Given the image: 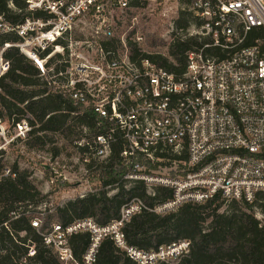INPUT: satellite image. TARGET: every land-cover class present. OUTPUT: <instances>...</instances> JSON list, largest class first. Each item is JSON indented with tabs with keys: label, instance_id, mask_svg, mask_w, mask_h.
Masks as SVG:
<instances>
[{
	"label": "built area",
	"instance_id": "2783aa9c",
	"mask_svg": "<svg viewBox=\"0 0 264 264\" xmlns=\"http://www.w3.org/2000/svg\"><path fill=\"white\" fill-rule=\"evenodd\" d=\"M160 1L6 0L10 11L25 15L17 23L0 7V38L16 33L21 39L0 47V77L9 68L4 50L18 47L41 76L49 75L51 84H57L53 92L79 107L74 115L86 110L94 114L99 132L89 137L83 127L77 142L88 146L81 152L86 163L90 156L104 161L122 138L121 166L130 167L124 178L144 181L152 195L158 185L174 191L172 198L153 207L132 198L105 226L93 218L63 225L48 219L56 209L48 201L28 205L31 226L61 264H94L107 237L137 264H173L189 254L190 240L144 251L127 244L126 223L145 210L166 214L217 197L224 202L222 209L233 201L252 204L264 192V37L251 36L256 28L264 30V0H175L176 13L180 11L179 18L186 14L187 25H174L170 44L208 39L186 52L182 73L159 65L152 56L161 54L144 48L152 39L140 29ZM10 176H16L11 168H0V182ZM3 227L10 230L0 196L1 255ZM80 232L90 234L81 261L69 243ZM16 242L26 247L18 263L31 264L35 243L30 238Z\"/></svg>",
	"mask_w": 264,
	"mask_h": 264
},
{
	"label": "trees",
	"instance_id": "16d2710c",
	"mask_svg": "<svg viewBox=\"0 0 264 264\" xmlns=\"http://www.w3.org/2000/svg\"><path fill=\"white\" fill-rule=\"evenodd\" d=\"M0 7L15 23L25 17L24 14L10 11L6 0L0 3ZM177 24L187 25L185 13H182ZM251 36L264 37V30L256 28ZM20 40L16 33L4 34L0 38V47ZM207 41V38L198 37L184 41L179 39L169 45L172 59L162 55L152 57L166 69L182 73L187 65L186 52L202 47ZM156 43L155 40L150 41L152 46ZM3 59L9 62V68L0 77V120H10L14 125L27 121L31 127L30 135L60 132L76 142L80 152L87 151L86 144L80 146L77 142L83 137V127L89 129V137L99 132L94 114L86 110L74 115L73 112L80 111L79 107L68 96L53 92L49 87V75L41 76L39 68L18 47L12 45L6 48ZM61 68L64 69L65 65ZM38 145H45L43 136L37 135L29 142L30 147ZM123 146L124 140L119 138L104 161L95 163L91 159L87 164L88 168L95 167V164L99 167V180L102 183L99 192L69 200L56 207L48 219L55 218L61 224L69 225L78 219L93 218L100 226H105L117 219L122 206L134 197L142 198L150 207L172 198L174 191L170 187L158 185L154 187L152 195L148 193L144 181L124 178L130 167L121 166ZM54 150L58 151L57 148ZM12 171L16 174L14 178L4 177L0 182L3 221L9 220L10 224V230L3 227L1 263L19 264L18 259L26 253V247L16 239L26 242L30 238L37 250L31 264H61L52 250L45 246L42 237L31 226L30 217L25 214L28 205L38 206L44 196L31 182L27 169L22 170L14 165ZM223 206L224 202L217 197L205 203H186L166 214L145 210L126 223L123 228L125 240L128 245L144 251L156 250L179 240H190L189 254L175 264H264V223L255 212H250L256 209L264 218V192L258 193L256 202L252 204L233 201L222 211ZM12 212L19 213V216L12 218ZM21 232H26V237H21ZM69 243L75 258L81 261L90 244V234H73L69 237ZM94 264L137 263L112 238L107 237L99 246Z\"/></svg>",
	"mask_w": 264,
	"mask_h": 264
},
{
	"label": "rangeland",
	"instance_id": "374dc122",
	"mask_svg": "<svg viewBox=\"0 0 264 264\" xmlns=\"http://www.w3.org/2000/svg\"><path fill=\"white\" fill-rule=\"evenodd\" d=\"M179 16L180 11L176 13L175 0H161L155 3L153 10L147 14L148 24L140 31L157 43L156 46L148 45L144 48L172 59L169 45L173 38L172 29ZM48 80H50L49 76ZM53 86L56 87L57 84L49 85L52 91ZM21 126L23 130L10 120H0V164L3 169H13L14 165H18L22 170L27 169L30 172L31 182L44 196L43 202L48 201L53 207H58L82 194L100 191L102 183L99 180V167H96V164L95 167H87L88 163L84 161L83 154L75 145L76 142L67 139L60 132H38L30 135L31 127L27 121L22 122ZM76 130L78 131V128ZM37 135L43 136L45 145L30 147L29 142ZM55 148L58 149L57 152ZM91 159L95 163L102 160L96 156H91ZM157 172L174 175L166 169ZM110 193L113 194L111 191ZM250 212H255L257 218L262 219L264 223V218L258 210L252 209ZM53 221L57 220L53 218Z\"/></svg>",
	"mask_w": 264,
	"mask_h": 264
}]
</instances>
